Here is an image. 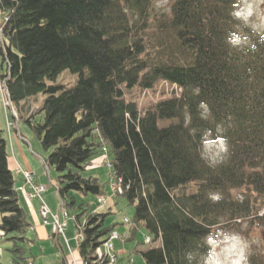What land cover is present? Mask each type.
<instances>
[{
    "label": "trees",
    "instance_id": "1",
    "mask_svg": "<svg viewBox=\"0 0 264 264\" xmlns=\"http://www.w3.org/2000/svg\"><path fill=\"white\" fill-rule=\"evenodd\" d=\"M235 3L173 0L165 18L152 0H0L7 66L0 80L18 120L51 151L44 167L58 175L54 188L82 236L76 249L83 264H110L98 250L114 226L74 197L103 193L96 178L82 176L101 146L134 205L125 242L144 228L151 243H161L135 252L143 264H186L185 252H206L209 232L231 230L238 220L264 227V43L261 36L241 50L225 43L238 31ZM65 70L78 76L73 87L47 84ZM162 81L180 87V97L141 109L139 96L128 98ZM38 94L46 99L35 122L25 101ZM209 130L211 140L223 136L228 146L216 167L201 158ZM8 157L0 127V231L11 242L12 264H33L31 225ZM233 190H243L241 201ZM213 192L223 198L212 202ZM248 264L264 259L252 253Z\"/></svg>",
    "mask_w": 264,
    "mask_h": 264
},
{
    "label": "rangeland",
    "instance_id": "2",
    "mask_svg": "<svg viewBox=\"0 0 264 264\" xmlns=\"http://www.w3.org/2000/svg\"><path fill=\"white\" fill-rule=\"evenodd\" d=\"M153 1V9L158 17H170L171 14V5L173 0H152ZM250 3L253 4V11L254 15L249 18V22H255L257 20V16L255 13L264 10V0H249ZM235 6H239V0H236ZM235 10H237L235 8ZM234 10V11H235ZM237 20L238 23V31L241 35H247L249 39V44L252 40V38H257V33H254L250 27L245 26L244 22L242 20ZM78 80V76L75 74H71L68 70H65L61 72L55 79L54 82H47L49 85L54 86H62L64 88H71L73 87ZM139 96L137 90H132L128 93V98H134L137 99ZM46 99L45 95L38 94L28 100L25 101L26 108L29 110L30 114H32L33 121L39 122L40 121V115L38 114V111L41 109L44 100ZM152 104L149 102L144 103L143 105ZM174 121H165L161 124L163 126H167L168 124L172 123ZM22 125H26L24 122H21ZM2 126V123H1ZM27 126V125H26ZM3 127V126H2ZM28 127V126H27ZM29 128V127H28ZM4 130V129H3ZM31 133L32 137V151L29 149V143L23 144L25 146V150L29 157L37 163L40 174L43 175L44 182H45V188H47V193L44 196L45 203L51 208V206L58 211V199L56 197L55 192V184H56V178L57 174L54 172L52 168H48L49 171V178L51 181H48L46 168L44 167L43 162L46 161L48 154L51 151H45L42 146L40 145V142L38 141V138L31 129H28ZM5 131V130H4ZM104 149L108 150V148L99 147L96 154H94L90 159V164L86 167L85 171L82 173L83 177H94L98 180V182L101 184L103 193H101V196L106 198L105 203L99 204L98 203V196L88 193H74V197L77 200L78 203H86L91 207V210H94L97 213L105 214V225L106 226H114V230L118 234H122L126 232L128 226L123 225L122 222L124 219H128L131 223L133 222L134 217V205H131L127 198L125 196H113L110 188L111 183V176H112V168L108 167L107 164L111 162V156L109 154L104 153ZM204 152L205 155L209 157H214L216 153L218 152V145H216L213 141L210 140V137L207 136L204 139V142L201 147V152ZM224 157L225 155L222 154ZM205 160V159H204ZM206 162V160H205ZM207 163V162H206ZM208 164V163H207ZM16 177V174H15ZM243 190H233L231 192L232 197H234L235 200L241 201L243 199L242 196ZM50 210V209H49ZM41 222V220H40ZM228 223V222H227ZM226 220H221L220 225H226ZM238 225L231 226V230H227L230 233H237L240 236L244 238V240L247 242V256L248 259L252 253H256L257 255H260L264 259V227H254L249 228L248 225L245 222L237 221ZM69 228L71 227V223L68 224ZM217 229V228H216ZM215 229V231H216ZM68 232V231H67ZM3 235V233L0 231V237ZM149 236L152 237L144 228H140L136 233V238L132 242H125L123 244V247L126 250H129L130 252H125L121 258L117 257L118 260L115 264H142L141 257L138 253H135L137 251H145L149 248L159 247L160 241L152 242L150 244H144V237ZM60 237V236H59ZM60 239V238H59ZM62 239V237H61ZM63 240V239H62ZM36 241V240H35ZM117 242V241H116ZM115 242V243H116ZM37 243L40 244L39 241ZM114 243V244H115ZM4 245H7V249L4 247ZM42 246H39V248ZM11 248V242L7 241L6 238L2 237L1 243H0V250H2V253H6L8 257H10L8 250ZM132 250V251H131ZM103 251V247L101 246L99 248V252ZM72 252V250L70 251ZM31 253L34 256L35 260H41L44 264H47V261L51 260V257L48 255V251H44L43 253H40V256H37L33 249H31ZM132 254V255H131ZM0 252V256H1ZM74 257L76 260V264H83L80 260V257L78 255V251L75 248L74 249ZM132 257L133 263H129V259ZM69 263L72 262V259L68 257ZM33 261V262H34ZM73 263V262H72ZM3 264V262H2ZM9 264H12L11 260H9Z\"/></svg>",
    "mask_w": 264,
    "mask_h": 264
},
{
    "label": "crops",
    "instance_id": "3",
    "mask_svg": "<svg viewBox=\"0 0 264 264\" xmlns=\"http://www.w3.org/2000/svg\"><path fill=\"white\" fill-rule=\"evenodd\" d=\"M1 13V10H0ZM7 66L5 63L1 62L0 59V75L5 71L6 72ZM1 86V80H0ZM4 95V90L0 88V97ZM21 120L14 121L11 115L10 109H4L2 104L0 103V127L3 131V137L6 141L7 151H8V166L9 169L12 171L14 178L16 180L15 188L18 194V200L21 208L24 210L27 220L31 225V230L29 232L30 239L33 240L31 244V249L35 252L37 256H40V253L44 251H48V255L51 257V260L47 261V264H71L69 263V259L71 258L72 261L76 264V260L74 257V249L76 247V242L74 240L75 237V227L73 222L71 223V227L67 228L65 237L67 243L61 239V237L56 236L53 234L51 228L49 226H43L40 222L41 218L39 216V202L37 200L30 201L27 198L28 187L24 184L23 178L21 175L18 174V170H25L32 172L35 176V180L38 184L45 185L43 175L40 174V169L31 157L27 154L25 150V146L23 144L29 143V149L32 151V137L31 133L28 130L29 128L26 125L21 124ZM2 123V126H1ZM11 123L12 126L10 128L7 127V124ZM5 131H4V130ZM48 181H51L49 178V171H46ZM16 174V177H15ZM48 194L47 192L43 195ZM45 202V201H44ZM46 204V203H45ZM47 205V204H46ZM48 206V205H47ZM50 211L55 213L56 210L51 206H48ZM68 223V224H69ZM124 234V233H122ZM60 238V239H59ZM36 240V241H35ZM37 241L40 242L37 243ZM124 243L117 241L114 244V250L116 256L121 258L125 252H130L123 247ZM39 246H42L39 248ZM7 249V245H4ZM72 250V252H70ZM132 251V250H131ZM0 264H9V260H11V256L8 257L6 253H2L0 250ZM9 253V252H8ZM131 253V252H130ZM10 255V254H9ZM132 255V254H131ZM125 256V255H124ZM143 264V261L141 259ZM133 263V259H132ZM33 264H44L43 261L35 260Z\"/></svg>",
    "mask_w": 264,
    "mask_h": 264
},
{
    "label": "clouds",
    "instance_id": "4",
    "mask_svg": "<svg viewBox=\"0 0 264 264\" xmlns=\"http://www.w3.org/2000/svg\"><path fill=\"white\" fill-rule=\"evenodd\" d=\"M237 10L233 11L231 15L238 20H242L245 26L250 27L254 33L261 36V43H264V10L256 14L257 20L249 22V18L254 15L253 4L249 0H239V6H234ZM225 43L232 49L241 50L249 45L247 35H241L239 31L228 33ZM255 49V45H251ZM199 108L203 110L202 118H207L205 114L210 112L208 105L201 102ZM221 128L217 127V132ZM211 131L205 133V137L210 136ZM216 141L218 142V152L214 157H209L201 152V158L205 159L209 167H216L223 162L224 156L227 154L228 146L227 141L223 136L217 135ZM204 141L202 140V143ZM219 192L209 194V199L212 202H219L222 199ZM204 245L207 251L200 253L198 251H187L184 253L183 260L186 264H248L247 256V242L242 236L237 233H230L223 229L217 228L216 231H210L207 237L204 238Z\"/></svg>",
    "mask_w": 264,
    "mask_h": 264
},
{
    "label": "built area",
    "instance_id": "5",
    "mask_svg": "<svg viewBox=\"0 0 264 264\" xmlns=\"http://www.w3.org/2000/svg\"><path fill=\"white\" fill-rule=\"evenodd\" d=\"M4 20H6V18H4ZM0 33H1V29H0ZM3 105L5 107L10 106L8 101H6L4 98H3ZM23 176L25 178L26 183L29 185V188H30V193L28 194V198L41 200V195L44 192V187L36 185L34 183L32 173L24 172ZM110 188H111V191L113 194H122L124 191L121 179H115V181L111 184ZM99 201L103 203L102 198H100ZM39 212H40V216L43 220V223L45 225H51L54 233L59 234V235L64 237V232L66 229V220L68 219V215L66 214V212L62 211L60 216L52 215L49 212L46 205L42 201H41ZM124 223L127 225L129 224L128 220H126V219L124 220ZM78 238L82 239L81 236ZM118 238H119L118 234L116 232H112L110 234V236L108 237L107 241L103 245L104 256H106L111 263L115 259L114 255L112 253L113 252V244L112 243H113V241L117 240ZM149 241H150L149 238L145 239L146 243H148Z\"/></svg>",
    "mask_w": 264,
    "mask_h": 264
}]
</instances>
